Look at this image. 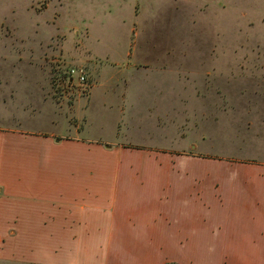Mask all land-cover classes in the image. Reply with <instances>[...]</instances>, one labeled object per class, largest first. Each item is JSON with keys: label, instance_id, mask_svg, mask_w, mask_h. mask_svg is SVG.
Segmentation results:
<instances>
[{"label": "rangeland", "instance_id": "1", "mask_svg": "<svg viewBox=\"0 0 264 264\" xmlns=\"http://www.w3.org/2000/svg\"><path fill=\"white\" fill-rule=\"evenodd\" d=\"M73 68L86 70L85 82L76 76L70 82ZM262 113L264 0H0V129L14 136L1 141L7 154L0 155V163L109 165L116 171L128 163L176 167L157 172L158 182L140 168L141 180L138 175L132 185L124 180L122 186L126 174L118 172L105 187L94 186L117 198L116 212L144 211L158 225L169 223L174 248L159 250V260L199 264L200 166L211 179L215 166L227 164L234 152L235 158L262 159L250 154H264ZM247 117L251 126L245 128ZM78 133L91 148L98 143L110 148L104 154L56 152L60 147L54 142ZM67 172L59 181L69 185ZM47 201V208L56 210L59 200ZM17 207L22 215V204ZM30 221L40 226L41 218ZM53 221L48 226L75 231L107 225L81 222L80 214ZM213 226L208 225V238H215ZM31 238L20 242L31 246ZM90 239L81 238L79 244L86 243L73 248V256L86 258ZM6 241L0 237V264H54L25 261L33 248L23 245L15 247L20 254L15 257L12 249L6 258ZM96 249L105 254L104 245ZM221 255L206 252L202 260Z\"/></svg>", "mask_w": 264, "mask_h": 264}, {"label": "crops", "instance_id": "2", "mask_svg": "<svg viewBox=\"0 0 264 264\" xmlns=\"http://www.w3.org/2000/svg\"><path fill=\"white\" fill-rule=\"evenodd\" d=\"M127 88L126 84L123 97L128 93ZM258 105L260 104H255ZM260 117H262L260 121L264 124V113ZM245 122V128L251 126L248 117ZM0 131L6 132L0 136L2 156L3 153L7 154V150L4 146L1 148V141L14 136H11L8 129H0ZM16 133L20 132L12 131V135ZM18 141L23 146L29 143V140ZM90 142L80 138L78 133L76 137L63 139L54 144L60 147L56 152L60 153L68 149L67 152L71 155H78L81 152L94 153L96 149L104 154L107 152L106 149L110 148L105 143H98L91 148ZM32 143L35 146L41 144V142L36 144L35 141H31ZM3 144H6L5 141ZM237 154L238 151L234 152L230 159H226L227 164L216 165L211 179L208 178V168L200 166L202 190L199 214L203 229L200 228L199 248L202 254L216 252L222 255L218 260L206 258L202 260L201 254L199 264H264V154L258 151L250 153L259 154L262 159L254 155L246 159L235 158ZM224 160L221 158V161ZM140 168L143 166L132 163L120 166L117 171L109 165L51 168L29 164L3 167L0 163V237L7 238L4 253L6 258L10 257L12 249L15 251V257L20 254L18 250L16 252L15 247L19 249L23 245L28 246L29 251L33 248V251H30L31 255L25 260L30 263L166 264L174 261L178 264H191V262L184 263L180 258H168V256L162 260L157 259L159 250L169 253L171 252L169 248H174L173 240L169 239L174 236L173 228H170L169 223L163 221L158 225L156 218H151L150 214L144 211L142 215L136 214L132 209L126 213L121 209L116 212L117 198L112 197L111 193L95 191L96 183L105 187L110 176L118 172L126 174L120 178L122 186L126 185L124 180L128 185H132L133 181L138 179V175L141 180ZM175 168L162 166L161 163L157 167L147 165L143 169L148 174L153 172L155 176L151 180L158 182L157 172L168 174L172 170L175 171ZM64 171L71 173V176L66 177L72 179L69 185L59 181ZM50 198L55 202L59 200L56 202L58 205L56 210V206L54 209L47 208V200ZM20 204L23 206L22 215L19 214L17 207ZM16 213L18 215H15ZM79 214L83 220L81 222L102 220L107 225L101 231H75L71 227L68 230L65 225L48 226L49 223L54 222L53 218L74 220ZM31 217L41 218L40 226L32 221L26 222ZM8 220L9 223L12 222L8 224ZM212 223L214 226L209 230L215 238H208V225ZM27 237H33L31 239L36 243L27 245L24 241ZM98 237L102 239L95 241L94 238ZM160 237L163 238L162 242L159 241ZM22 238H24L23 243L20 242ZM81 238H91L89 247L92 246V249L87 251L88 255L84 259L73 256L72 252L73 248L74 251H78L79 247H83V243H86L83 241L79 244ZM102 245L105 254L99 256L96 248ZM36 249L39 250L38 254L34 252Z\"/></svg>", "mask_w": 264, "mask_h": 264}, {"label": "built area", "instance_id": "3", "mask_svg": "<svg viewBox=\"0 0 264 264\" xmlns=\"http://www.w3.org/2000/svg\"><path fill=\"white\" fill-rule=\"evenodd\" d=\"M86 70L84 68H73L70 70V78L74 81L75 76L77 77V81L85 82L86 81Z\"/></svg>", "mask_w": 264, "mask_h": 264}, {"label": "trees", "instance_id": "4", "mask_svg": "<svg viewBox=\"0 0 264 264\" xmlns=\"http://www.w3.org/2000/svg\"><path fill=\"white\" fill-rule=\"evenodd\" d=\"M69 77H70V72H69ZM70 82H73V81L71 80V78H70ZM166 264H169V263H166Z\"/></svg>", "mask_w": 264, "mask_h": 264}]
</instances>
